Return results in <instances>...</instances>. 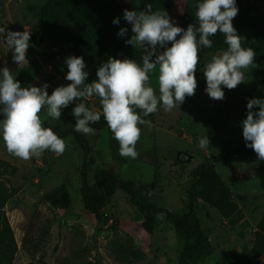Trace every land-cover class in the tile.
<instances>
[{"label":"rangeland","instance_id":"rangeland-1","mask_svg":"<svg viewBox=\"0 0 264 264\" xmlns=\"http://www.w3.org/2000/svg\"><path fill=\"white\" fill-rule=\"evenodd\" d=\"M48 0H0V28L7 31H30L28 64L18 67L12 52L0 43V68L7 66L21 83L47 91L66 86L67 65L50 36L51 24L40 16V7ZM123 9L141 11L150 4L152 11L165 10L173 23L184 29L197 24L195 4L201 0H115ZM246 0H236V6ZM252 16L264 23V6L258 5ZM114 14L102 17L98 36V54H86V83L97 79L98 67L109 57L125 59L113 47L116 36ZM125 41L133 35L132 25ZM211 48L200 47L195 94L186 97L179 107L158 111L144 117L151 126L140 125L139 153L133 162L114 159L108 130L86 135L92 147L88 167L90 184L94 173L103 166L114 167L124 180L132 181L141 202L167 209L175 214L187 211L192 186V170L229 148L245 144L242 121L247 116V102L264 99V34H251L242 46L255 52L254 64L244 70L245 82L233 90L224 88L223 100H213L205 92L204 65L211 56L227 50L224 35L211 36ZM171 46L170 44L168 45ZM136 49L142 50L139 47ZM164 49H160L163 51ZM154 58V57H153ZM151 86L159 95L156 74H150ZM83 102L99 111V98L74 101L62 110L60 119L41 113L44 125L60 124L64 130L75 125L72 110ZM254 110L258 111V108ZM139 111V110H137ZM207 136L209 145L200 148ZM66 150L62 155L45 151L40 158L27 161L10 154L0 137V183L9 199L3 213L7 217L17 244L13 264H263L260 254L262 235L259 224L264 217V193L257 176L259 161L254 157L235 156L216 163V169L231 193L234 208L230 216L211 204L199 200L198 218L201 234L190 240L179 238L173 226L161 217L149 226L127 195L118 191L112 203L97 218L88 212L81 197V172L84 153L72 136L62 138ZM177 153H181L180 161ZM65 185L70 193L68 207L56 208L41 202L49 191Z\"/></svg>","mask_w":264,"mask_h":264},{"label":"clouds","instance_id":"clouds-1","mask_svg":"<svg viewBox=\"0 0 264 264\" xmlns=\"http://www.w3.org/2000/svg\"><path fill=\"white\" fill-rule=\"evenodd\" d=\"M194 7L198 26L189 24L187 29L175 25L165 10L152 11L150 4L146 10L125 9L123 18L132 25L133 33L125 43L143 50L142 65L134 59L109 57L98 67L97 79L91 83H86L89 73L84 70L83 57L78 56L65 60L68 69L65 79L70 83L56 87L51 95L47 83L22 87L7 66L0 68V137L7 151L25 161L38 159L45 151L62 155L66 142L52 128L43 126L41 113L46 110L47 117L60 119L62 110L74 101L98 97L102 111L92 110L83 102L76 103L72 110L74 130L84 135L95 134L90 124L99 122L102 114L119 144V154L137 158L140 125L151 126V121L144 117L156 113L158 106L170 112L195 94L200 47L211 48L210 37L218 32L224 35L227 50L211 56L203 75L207 95L213 100H223L224 88L233 90L245 82L244 70L254 64L255 52L242 46L244 38L233 26L239 12L236 0H201ZM119 22V18L113 20V24ZM127 31L120 28L118 36L124 37ZM30 37L27 30L6 32L0 28V43L12 52L18 67L28 64ZM153 73L159 95L151 86ZM241 123L246 147L256 153L258 160H264V99L248 100L247 116ZM209 143L207 136L202 137L199 147L207 148Z\"/></svg>","mask_w":264,"mask_h":264},{"label":"trees","instance_id":"trees-1","mask_svg":"<svg viewBox=\"0 0 264 264\" xmlns=\"http://www.w3.org/2000/svg\"><path fill=\"white\" fill-rule=\"evenodd\" d=\"M258 5L264 6V0H246L238 6V15L232 22L237 33L243 38L251 34H264V23L252 16ZM108 14H114L120 21L118 25L115 24L116 36L112 44L115 51L123 52L128 59H134L142 65L143 50L126 44L124 37L118 36L120 28H125V20L124 11L115 0H48L40 7V16L51 24L50 36L57 43L58 51L65 60L69 56L84 57L88 53L98 54L100 22L102 17ZM99 111H102L100 104ZM44 127L52 128L60 138L72 136L83 151L80 193L88 212L100 218L101 212L112 203L117 192L121 191L127 195L147 225H155L164 216L173 226L177 236L185 241L201 234L198 218L200 199L218 208L226 216H230L234 208L230 190L221 179L215 162H223L235 156L254 157L258 160L256 153L245 144L229 148L214 158H208L206 162L192 170V186L188 195L187 211L183 214H175L167 209L141 202L134 183L124 180L115 166H103L97 169L94 173V183L90 184L88 167L91 162L92 147L86 135L76 132L74 128L64 130L60 124L44 125ZM90 127L95 130L105 128L108 130L114 159L118 163L135 161L136 158H126L119 154V144L113 138L102 114L100 121L90 124ZM258 161L257 176L264 193V160ZM8 199V191L0 183V264H13L17 251L12 227L3 213ZM41 202L49 203L56 208H65L70 205L71 197L67 187L63 185L46 193ZM259 230L262 235L260 254L264 256V217L259 224Z\"/></svg>","mask_w":264,"mask_h":264},{"label":"water","instance_id":"water-1","mask_svg":"<svg viewBox=\"0 0 264 264\" xmlns=\"http://www.w3.org/2000/svg\"><path fill=\"white\" fill-rule=\"evenodd\" d=\"M177 155H178V158L180 161H189L190 160L189 158H187L186 160H182L181 155H183V154H181V153H177Z\"/></svg>","mask_w":264,"mask_h":264}]
</instances>
